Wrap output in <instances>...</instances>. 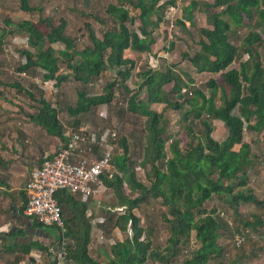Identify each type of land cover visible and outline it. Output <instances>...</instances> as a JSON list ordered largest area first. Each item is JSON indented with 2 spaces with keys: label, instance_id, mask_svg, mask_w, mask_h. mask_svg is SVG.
Masks as SVG:
<instances>
[{
  "label": "trees",
  "instance_id": "trees-1",
  "mask_svg": "<svg viewBox=\"0 0 264 264\" xmlns=\"http://www.w3.org/2000/svg\"><path fill=\"white\" fill-rule=\"evenodd\" d=\"M18 1L25 12H41L31 7L29 0ZM114 1L106 6L104 17L78 13L81 17H92L98 25L95 32L88 25L84 26L88 39L81 49H77L75 40L65 34V21L62 20L54 25L48 18L15 22L6 17L0 24L3 32L0 46L8 34L14 40L28 38L34 50H17L26 58L25 65L19 63L18 72L35 77L41 75L42 82H54L56 90L64 83L78 85L79 89L74 90L75 105L64 106L72 119L65 122L69 134L78 133L82 120L95 109L111 106L117 90L122 100L125 98V108L115 105V115L129 114L143 119L139 138L141 153L137 160L127 158L126 141L121 138L113 148L110 168L113 171L101 176L105 189L113 193V198L101 204L91 198L82 202L79 195L67 190L57 191L55 198L64 227H45L30 218L34 228L55 232V243L45 245L36 241L22 246L19 248L21 256L13 263L35 264L32 254L37 253L47 261L53 256L49 264H56L58 254L64 252L65 264H173L177 246L188 245L192 233L197 245L188 251L182 264L216 262L222 252L217 240L224 234L232 240L237 252L235 258L229 260L230 264H235L240 257L247 256L242 248L253 235L247 228L264 225V212L262 216L252 214L250 219H244L240 212L241 206L264 208V201L258 199L250 186L251 175L257 173L256 166L264 164V154L258 159L251 146L243 142L244 131L264 137V0H189L188 3L167 0L162 5H159L161 0ZM177 7L180 16L169 31L164 14L169 8ZM68 11L76 14L72 9ZM194 11L205 15L209 28L196 30ZM159 28L162 39L171 35L183 44L196 30L198 51L192 56L181 54L179 62L189 64L197 75L217 78L199 87L188 74L176 72L175 64L165 62L156 70L149 69L147 57L157 43L155 36ZM174 30L182 37L175 36ZM235 42L239 43L238 47ZM56 46L60 48L55 49ZM173 47V42H169L160 52L168 55ZM137 58L145 61L147 70L143 73L136 69ZM63 62L68 75L59 73V65ZM105 70L110 82L104 83L101 94L89 96V87ZM131 79L136 81L131 83ZM128 81L132 90L126 86ZM0 84L19 90L20 97L24 94L27 98L22 99L30 109H35L30 102L39 105L38 114L29 116L47 134L57 136L61 133L58 119L63 110L59 106L66 104L64 100L53 106L49 104L56 96H52V92L41 88L39 91L34 85L27 89L16 83ZM36 92H39L38 97ZM142 94L145 98H138ZM152 105L163 108L156 113L149 109ZM168 110L179 113L182 140L166 132L167 120L163 112ZM215 121L222 124L218 129L227 133L220 143L211 138ZM101 131L89 133L99 137ZM68 140L67 137L64 143ZM86 153L83 151L82 155ZM136 168L143 171L145 183L136 178ZM213 198L233 213L243 231L227 217L226 220L222 218V212L216 207L206 208V203ZM156 201L158 217L168 233L165 247L155 240L161 228L146 223V206L151 207ZM119 207L124 208L123 214L112 212ZM88 209L91 218L100 212L102 223L97 224V228L104 232L105 239L114 236L115 229L121 234L113 245L100 244L108 249L103 247V256L89 253L92 228L91 219L86 216ZM129 222L131 237L127 235ZM236 235L246 238L240 246L234 245ZM251 242L264 250V231L256 234ZM5 251L13 252L11 246ZM249 255L257 257L254 253Z\"/></svg>",
  "mask_w": 264,
  "mask_h": 264
},
{
  "label": "rangeland",
  "instance_id": "rangeland-1",
  "mask_svg": "<svg viewBox=\"0 0 264 264\" xmlns=\"http://www.w3.org/2000/svg\"><path fill=\"white\" fill-rule=\"evenodd\" d=\"M200 2V0H197V2ZM202 1H210V0H202ZM188 3L189 0H186ZM114 0H93V1H88V0H29V4L33 8H38L41 10V12L37 11H30V12H25L22 10L20 7V3L18 0H0V24H3L4 19L6 17H10L13 21L18 22V21H31V22H37L40 18H48L52 22V24L56 25L58 23V20L65 21V34L68 35L70 38L75 40V44L77 46V49H81L84 45L87 44V32L84 29L85 25H88L94 32L98 28V25L96 24L95 21H93L92 17L85 16L81 17L78 15L80 12L81 14H91L94 17L100 18L104 17V10L107 5L109 4H114ZM68 9L74 10L75 13H71L68 11ZM194 18H195V27L196 30L198 28L203 29V28H209V26L206 24V19L205 15L199 12L194 11L193 12ZM159 31H157V34L155 36L156 40L158 41V44L154 45L152 48L153 54L158 55L161 54L160 50L161 48L167 45L169 42H173L174 47L171 51V53H168L166 57H164L165 61H160V62H166L169 64H175L176 65V72H181L188 74L193 80V83L197 86H203L205 82H207L209 79L214 78L216 79L217 77L207 75V74H202V75H197L194 70L187 64L186 62H179L180 60V55L183 53H188V55H191L194 52H197L199 49V46H197L198 38L196 34V30L192 31V38L185 42L186 44L179 43L176 40H174L171 35H169V38L167 37L166 41L165 39H162V36L160 35V31L162 30L159 28ZM176 32L175 36H180L182 35L174 30ZM2 31H0V35H2ZM97 38H99L96 35ZM14 38L12 39L11 36L8 34L5 36L3 42V46H0V83L2 84H7V83H16L17 85H20L24 88L31 89V86H36L38 87L37 89L39 90L41 87L40 82L43 81L41 75H36L33 76L28 75L26 73H20L17 71L19 62L18 60L14 59L8 52L11 51L9 47H12L14 45L13 43ZM186 40V39H185ZM192 40L195 42L192 43ZM237 42L234 43L235 46L238 47ZM58 46L55 47L57 49ZM60 48V47H58ZM12 49H14L12 47ZM18 48L15 47V53ZM25 50V49H23ZM30 51L34 52L32 48H30ZM18 54V53H17ZM179 62V63H178ZM136 69L139 71V73L145 72L147 69H145V61L144 59H136ZM178 66V67H177ZM65 63L59 65V70L60 74L68 75L69 72L64 69ZM236 68V66H233ZM95 82L89 87L88 94L89 96H94L101 94L102 87L104 86V83H109L110 82V77L109 73L107 70L102 72L99 77L97 78ZM137 79V78H136ZM135 79V81H136ZM138 80V79H137ZM133 79H131V83L135 82ZM129 83V86L132 84ZM76 84H71V83H64L62 86L53 93L52 96L56 95L54 98L49 100V104L54 105L56 103H59L61 100H64L66 104H60V108L66 105L68 106H73L75 105V100L76 96L74 93L75 88L77 90L79 87ZM132 90V89H130ZM40 91V90H39ZM19 90L17 89H12L8 86H3L0 84V112L2 111V116L3 115H11L12 112H17L20 113L18 115L22 116H29V115H37L38 110H39V105L37 103H31V106H35V109L29 110L28 106H25V98H27L24 94L21 95V97L18 95ZM115 95L112 98V105L108 107H100L98 109H95L92 113V115H89L85 118L87 122V130L89 131H96L97 129L101 130H113L116 134V142L120 140L121 138L126 141V146H127V158L130 160L136 161L138 154L141 153L139 146L140 144V131L142 129V122L143 119H137L135 116H131L129 114H125L123 117L121 116H116L115 115V105H117L118 108H125V104L122 100V97L120 94H118V90L114 93ZM2 95V96H1ZM39 96V92H36V97ZM57 97V98H56ZM144 98V95L138 97V98ZM24 100H23V99ZM5 99H8L6 101ZM7 104V108L9 111H5L4 107ZM55 106V105H54ZM28 110H25V109ZM10 112V110H12ZM150 109L160 111L161 107L160 106H151ZM4 110V111H3ZM105 112V113H102ZM96 113L98 115H96ZM164 118L167 120V125H166V132L169 135H172L175 139H180L182 140L183 135L181 132V123L179 120V113L172 112V111H164L163 112ZM63 120H67V117L64 115ZM1 125H5L4 123H1ZM213 125L215 126V129L213 133L211 134V138L215 142H222L227 133L226 131H220L218 128L221 127L220 122H214ZM114 143V145L116 144ZM243 142L246 144H249L251 146L252 153L256 154L258 159L261 160V155L264 154V137L262 134H254L252 132L244 131L243 132ZM115 153L118 152L117 147H115ZM238 146L235 147L237 149ZM257 173L255 175H251L250 177V186L254 190L255 194L257 195L258 199L264 201V164H258L256 166ZM112 172L113 169H110ZM135 176L136 178L141 181L142 183H145L144 177H143V171L140 169H135ZM104 194V193H103ZM111 199V198H110ZM108 199V202L110 201ZM211 207H216L219 211L222 212V218L226 220L229 219L230 222L233 221L235 222V225L240 227V229L243 231L244 228L241 227V224L236 220V217L231 214V212L226 211V207H224L219 201H216L215 198H213L212 202L206 203V208H211ZM147 209V224L149 225H156L160 229V232L157 233L156 236V241L162 246L165 247L167 245L166 242V237L168 233L166 232L164 224H162V221L158 217V205L157 201L156 204L155 202L151 205V207L146 206ZM240 212L243 215L244 219H250V216L252 214H258V215H263L264 208H255L253 206H241L240 207ZM139 214V212H137ZM142 218V217H141ZM264 219V217H263ZM143 221V218L141 219ZM264 221V220H263ZM144 223V225L146 224ZM253 235L246 241V243L243 245L242 250L247 254L245 258L240 257L238 261L235 262V264H264V250H261V246L259 244H252L251 241L255 239L256 234H259L260 232L264 231V225L263 226H258L253 228H247ZM226 234L221 236L217 240V244L221 247L222 252L218 256V260L216 262L209 261V263L213 264H218L219 261H221V264H230L229 260L235 258V255L237 252L235 251L232 240L227 239L225 237ZM92 240L94 239V244L93 248L103 247L99 244V241L96 238V231L93 229L92 231ZM243 236V235H241ZM121 234L119 235L120 239ZM97 240V241H96ZM246 240V238H245ZM44 243V242H43ZM98 243V244H97ZM45 244H47L45 242ZM263 244V243H262ZM196 243L193 240V234H190V241L188 245H179L177 246V254L176 258L173 259V264H182V260L186 257H188V251L195 249ZM106 248V246L104 247ZM107 249V248H106ZM104 249V250H106ZM108 250V249H107ZM95 249H90L89 253L90 255H96ZM254 253L257 255L256 256H251L249 254ZM54 257L52 256L49 261H52ZM49 261L44 259L42 257L41 262H36L35 264H49ZM31 263V262H30ZM29 263V264H30ZM26 264H28L26 262ZM146 264H150L147 262Z\"/></svg>",
  "mask_w": 264,
  "mask_h": 264
},
{
  "label": "built area",
  "instance_id": "built-area-1",
  "mask_svg": "<svg viewBox=\"0 0 264 264\" xmlns=\"http://www.w3.org/2000/svg\"><path fill=\"white\" fill-rule=\"evenodd\" d=\"M165 1L167 0H161L159 5ZM179 16L178 7L169 8L165 12L163 19L167 22L169 31L172 30L173 23L177 21ZM13 43L14 49L9 47L11 51L8 53L21 65H25L26 58L17 51L18 54L15 53V47L30 51L29 39H15ZM166 55L163 53L155 56L154 54L149 55L147 57L148 68L151 70L158 69L160 61L164 60ZM129 82H126V86L131 89ZM40 84L41 89L52 92V94L55 93L54 82H40ZM96 135L87 130H79L78 133L69 134V140L62 144L53 156H45L43 162L32 170L27 185L28 202L24 209L27 217L35 218L39 224L45 227L63 228L61 210L55 198L57 191L67 190L72 195H79L82 202H87L90 198L99 200V197L105 193L106 189L101 176L111 168L116 134L112 130H102L99 132V137ZM96 150L97 154L95 153ZM83 151L87 152L86 155H82ZM112 212L120 215L125 211L123 207H119L113 209ZM86 216L91 219V228L92 231L93 229L96 231V238L99 243L115 244L116 238H119L120 235L117 229L114 230V236L105 239L104 232L97 228L99 220L91 218L90 209L86 211ZM130 224V222L127 224L129 237L132 236ZM245 241L244 236L236 235L234 237V245L236 246L242 245ZM63 256L64 252L58 254L56 264H65ZM32 257L36 262L42 261V256L37 253H33Z\"/></svg>",
  "mask_w": 264,
  "mask_h": 264
},
{
  "label": "crops",
  "instance_id": "crops-1",
  "mask_svg": "<svg viewBox=\"0 0 264 264\" xmlns=\"http://www.w3.org/2000/svg\"><path fill=\"white\" fill-rule=\"evenodd\" d=\"M160 63L162 66L166 64ZM5 100L8 101V99ZM24 105L27 106V104ZM152 106H160L161 110L163 108L162 105ZM4 109L9 111L7 104ZM29 110L32 109L29 107ZM62 110L58 119L61 133L57 136L47 134L42 126L33 121L32 116L18 115L20 113L17 112L2 116V111L0 112V264H14L15 258L21 256L19 248L31 242H44L43 244L46 242L45 245L55 243V232L34 228V221L25 215L24 208L28 200L27 185L32 170L41 164L45 156H53L69 136L70 129L67 121L72 119L68 116L66 109L62 107ZM150 110L156 113L161 112V110ZM64 115L67 120H63ZM86 126L87 122L84 119L79 130H87ZM95 153L97 154V151ZM110 198H113V193L106 189L99 200L95 201L101 204L108 202ZM98 213L95 218L100 224L102 218L99 211ZM93 241L94 239L89 251L95 249L96 255L103 256V249L96 246L93 248ZM8 246H11L13 252L5 251Z\"/></svg>",
  "mask_w": 264,
  "mask_h": 264
},
{
  "label": "water",
  "instance_id": "water-1",
  "mask_svg": "<svg viewBox=\"0 0 264 264\" xmlns=\"http://www.w3.org/2000/svg\"><path fill=\"white\" fill-rule=\"evenodd\" d=\"M145 98V97H144Z\"/></svg>",
  "mask_w": 264,
  "mask_h": 264
}]
</instances>
